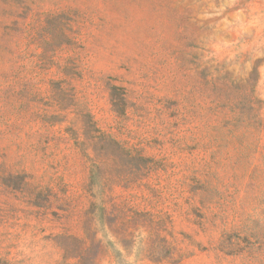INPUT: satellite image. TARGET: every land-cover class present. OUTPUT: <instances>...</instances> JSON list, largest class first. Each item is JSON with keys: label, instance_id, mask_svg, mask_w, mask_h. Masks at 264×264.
<instances>
[{"label": "rangeland", "instance_id": "obj_1", "mask_svg": "<svg viewBox=\"0 0 264 264\" xmlns=\"http://www.w3.org/2000/svg\"><path fill=\"white\" fill-rule=\"evenodd\" d=\"M0 264H264V0H0Z\"/></svg>", "mask_w": 264, "mask_h": 264}]
</instances>
